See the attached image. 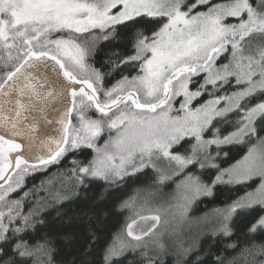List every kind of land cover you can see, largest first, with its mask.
<instances>
[{
	"label": "snow or ice",
	"instance_id": "obj_1",
	"mask_svg": "<svg viewBox=\"0 0 264 264\" xmlns=\"http://www.w3.org/2000/svg\"><path fill=\"white\" fill-rule=\"evenodd\" d=\"M101 45L115 49L109 72L89 63ZM124 67L137 74L105 88ZM48 110L61 129L45 142L37 131L40 119L54 122ZM232 144L251 147L233 162L222 147ZM88 150L91 159H71L65 173L27 188L29 174ZM148 170L182 220L199 198L243 189L203 218H214L213 237L236 239L219 253L179 235L152 239L159 210L137 213L122 229L131 239L115 234L101 264H124L128 251L139 252L129 264H264V239L256 242L264 238V0H0V264H65L60 245L71 235L51 231L49 201ZM57 180L53 194L45 185ZM97 222L68 221L87 232L82 264H96L88 257L103 243Z\"/></svg>",
	"mask_w": 264,
	"mask_h": 264
},
{
	"label": "trees",
	"instance_id": "obj_2",
	"mask_svg": "<svg viewBox=\"0 0 264 264\" xmlns=\"http://www.w3.org/2000/svg\"><path fill=\"white\" fill-rule=\"evenodd\" d=\"M112 51H115V49H112L110 46L105 47L101 45L95 57L90 59L89 63L101 72L111 71V66L105 62ZM120 51L123 53L124 49L121 48ZM136 74L137 71L124 67L106 77L104 87L111 88L123 75L132 76ZM103 98L101 96V99ZM174 107H178V105H174ZM76 115L75 112L71 115V123L73 125L78 123ZM89 115H91V112ZM93 118L96 117L93 116ZM230 131H234V128H227L224 130V134L226 135ZM104 138L107 139V136ZM100 143L102 144L103 141ZM222 147L224 151L233 157L234 162L235 159H240L245 155L248 147H251V145L232 144ZM93 155L94 153L88 150L82 155L76 157L69 156L59 164L50 165L46 170L41 168L35 174H29L26 177L27 188H31L33 185L39 188L42 180L47 181L53 174L65 173L71 166L69 163L71 159H91ZM150 176L151 170H148V175H140L135 180L129 179L125 184L118 187H109L103 180H93L86 188L77 187L76 189L66 191L65 196L67 199H64L60 203L49 201V206L44 211L48 213L47 219L51 231L60 237H63L65 234L71 235L70 240H62L60 245L61 256L65 264H72L73 260L76 261V264H82V255L87 245V232L78 223L69 224L68 221L69 219L84 217L85 215H94L98 218L96 228L103 240L100 248L88 257L95 260L96 264H101V249L113 240L115 234L119 233L125 239L130 240L126 234L122 233V229L131 221V218L138 217L131 215L133 211L144 215L159 210L161 223L155 230L152 239L159 238V233L161 232L164 233L163 239L166 242L170 240V237L179 235L185 241V246L189 243H194L200 249L206 250L209 245H212L213 250L217 253L224 250L225 244L235 241V236L232 240L222 236L213 237L211 229L214 226V218L211 216L207 220L203 218L206 213L210 214L216 208L222 209L238 195H243V189L236 191L235 189L219 188L214 197L199 198L190 205L187 219L182 220L179 215V224L176 226L171 225L169 229H166L164 228L166 224V209L164 208L167 207L169 210L170 204H174L175 201L171 200V197L168 195L161 196V193L151 184ZM45 187L49 188L54 194L60 189L59 180L55 181L54 185H45ZM174 189L175 185H172L171 187L163 188V192L169 194ZM41 195H44V193L41 192ZM13 198L16 197L14 196ZM125 201H129V207H121ZM60 216L64 217L63 221L59 219ZM236 232L241 241H244L245 238L241 235V225L239 223L236 225ZM145 239L148 238L146 237ZM262 239L264 238L257 237L256 242L259 243ZM226 254L235 255L233 252H226ZM138 255V251L136 253L128 251L124 264H129V261Z\"/></svg>",
	"mask_w": 264,
	"mask_h": 264
},
{
	"label": "water",
	"instance_id": "obj_3",
	"mask_svg": "<svg viewBox=\"0 0 264 264\" xmlns=\"http://www.w3.org/2000/svg\"><path fill=\"white\" fill-rule=\"evenodd\" d=\"M61 79H63V78L61 77ZM65 83H66V81H65ZM77 87H79V86H77ZM70 99H71V97H69V100ZM68 106L71 107L70 104ZM45 114L48 116L49 119L53 120L54 122L51 124H48L43 119H40L42 114L39 112L33 113L32 115H34L38 119H40V124H39V128L37 131V137L39 138V140H43L45 142H50V138H51V140H55V139L59 138L61 125L58 122H56L58 120L59 114L53 113L50 110H48ZM69 119L71 120V116L69 117ZM17 140L19 142V138H17ZM39 140L37 142L38 144H39ZM144 215H148V214H144ZM136 218L138 219V217H136ZM129 239H131V238H129Z\"/></svg>",
	"mask_w": 264,
	"mask_h": 264
},
{
	"label": "rangeland",
	"instance_id": "obj_4",
	"mask_svg": "<svg viewBox=\"0 0 264 264\" xmlns=\"http://www.w3.org/2000/svg\"><path fill=\"white\" fill-rule=\"evenodd\" d=\"M164 206H166V205H164ZM164 209H166V211H165L166 224H165L164 228L169 229V227H171V225H173V226L178 225L179 224V218H180L178 210L176 208H173V210H172V207H170L169 210L167 207H165ZM137 213L140 214V212L133 211L131 215L133 217L138 216Z\"/></svg>",
	"mask_w": 264,
	"mask_h": 264
}]
</instances>
